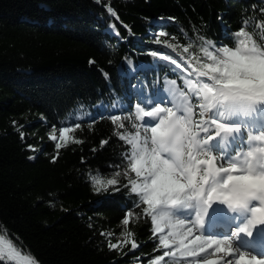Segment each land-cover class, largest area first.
I'll list each match as a JSON object with an SVG mask.
<instances>
[{"label": "trees", "instance_id": "obj_1", "mask_svg": "<svg viewBox=\"0 0 264 264\" xmlns=\"http://www.w3.org/2000/svg\"><path fill=\"white\" fill-rule=\"evenodd\" d=\"M241 30L264 50L263 1L0 0V239L34 264H150L169 251L156 212L131 192L143 176L130 170L128 141L149 136L136 108L174 82L196 131L195 96L162 55L197 70L207 46H238ZM65 127L57 149L49 130ZM124 234L131 241L110 249Z\"/></svg>", "mask_w": 264, "mask_h": 264}, {"label": "snow or ice", "instance_id": "obj_2", "mask_svg": "<svg viewBox=\"0 0 264 264\" xmlns=\"http://www.w3.org/2000/svg\"><path fill=\"white\" fill-rule=\"evenodd\" d=\"M108 11L115 15L111 8ZM159 35H165L164 30H159ZM235 36L243 38L238 39V46L234 42L231 47L221 44L213 51L205 50L211 63H203L197 69L199 76L207 77V81H196L195 102L198 115L207 116L195 122L196 131H193L192 105L182 101L176 107L177 98L171 88V97L160 90L152 96L142 97L140 107L136 108L137 119L149 118L144 120L142 127L151 135L150 138L144 136L143 146L138 143L139 131L136 139L128 141L132 145L130 170L137 178L143 176L139 185L136 180L130 181L131 192L139 191L143 203L152 209L180 205L195 209L194 218L188 222L174 218L168 211L152 215L154 232L164 233L165 228L168 229L159 237V246L172 251H165L150 264H159L165 257H173V264H176L177 252L194 258L200 257L201 253L206 256L222 253L225 256L223 261L205 256L195 260L194 264H201V260L202 264H264V256L243 251L234 244L239 234L252 237L256 228L264 226V133L254 135L249 131L247 150L237 152L230 162H224L208 150L210 142L217 137L223 136L226 140L241 131L240 125L226 122L232 117L226 113L239 105L247 117L258 106H264V69L257 64L264 61V50L252 41L247 31H237ZM171 63L177 64V61ZM112 119L115 122L118 117ZM71 130L62 128L60 137L64 138ZM200 132L204 135L198 136ZM24 135L21 131L22 140ZM120 138L125 136L121 134ZM50 139L55 140V135ZM149 139L151 148L147 146ZM253 141L261 143L254 144ZM104 143L106 141H102ZM55 146L59 149L61 145L57 143ZM107 184L115 185L117 180L108 179ZM213 203L223 204L232 212H247L250 217L231 238L203 239L205 217ZM123 223L127 225L129 220L124 219ZM194 228L200 230V234L189 239ZM137 246L132 243L133 249ZM109 247L116 249L119 243H109Z\"/></svg>", "mask_w": 264, "mask_h": 264}, {"label": "rangeland", "instance_id": "obj_3", "mask_svg": "<svg viewBox=\"0 0 264 264\" xmlns=\"http://www.w3.org/2000/svg\"><path fill=\"white\" fill-rule=\"evenodd\" d=\"M217 46H207L205 50H208V51H213L214 49H216ZM163 59H165L166 61H169L171 63L172 60H176L177 61V64L180 65V67H177V64H173L178 70L182 71L184 74H185V78H186V81L188 82V90L190 91L191 94H193L195 96V92H194V88H195V83L197 80L199 81H207V77H201L197 74L194 73V67L189 63L188 60L184 59V58H181V59H177L175 57H172V56H168V55H162ZM193 55L190 56V58H192ZM204 59H205V63H211V60H209L207 58L206 55H204ZM189 81H192V83H189ZM172 89L174 92H175V96H176V104L175 106L176 107H179L180 105V102L183 101V97L179 94V89H178V86L174 83V82H171L169 84V88L168 90L165 92L166 95H169L171 97L172 95V92L169 91V89ZM133 91L134 92H138L140 93L141 92V88H139V84H136L132 87ZM259 107V106H258ZM175 110V108H174ZM198 112H199V108H198ZM228 114V113H226ZM146 117H142L141 118V125H143V122H144V119ZM146 119H149V118H146ZM200 119H206V114H205V117H199L198 119H196V121L200 120ZM228 123V122H227ZM229 124H233V123H229ZM233 125H240L241 126V131L238 132V133H233L232 135H230L226 140L224 139L223 136L221 137H217L215 140L211 141L209 146H208V150L210 152H212L213 155L215 156H219L222 158V160L224 162H230L233 157L235 156V154L237 152H240V151H244V150H247V136H248V133L249 131H251L254 135L255 134H261V133H264V112L261 114L260 118H259V121L257 123L256 126H251V125H248V124H233ZM60 131L61 129H50L49 130V133H48V137L50 139V136H53L55 135L56 139L55 140H52L56 143H59V144H63L64 142H66L69 138H70V131L65 135L64 138H61L60 137ZM150 131H149V138H150ZM204 135V133L200 132L198 133V136H202ZM138 143L143 146L144 145V137H139L138 139ZM254 144H260L261 142L259 141H253ZM149 148H151V142H150V139L148 141V145H147ZM203 157V154H200V157ZM177 211H178V215H176L175 213L172 214V216L174 218H177V219H182L186 222L188 221H191L193 218H194V215H195V209L193 208H186L182 205L180 206H177ZM175 208V209H176ZM174 210V208L172 207H168L167 209H154V211L156 212V214L159 212V211H168L170 212L171 210ZM170 210V211H169ZM190 210L192 211V213L190 212ZM176 211V212H177ZM191 213V214H190ZM242 214H245L246 212H241ZM180 214V215H179ZM187 223L185 225V227H187ZM168 229L165 228L164 230V233H161V232H155L156 234H160V235H163L165 233H167ZM233 234V230H229V233ZM202 233H203V239H207L209 237L211 238H215V239H223V238H226V237H222V232H220V234H212V233H206L203 229H202ZM200 234V230H198L197 228H194L193 229V232L191 234V236L189 237V239H191L192 237H194L195 235H199ZM131 239L129 238L128 235L124 234V235H121L117 238L115 244L119 243V245H124L126 244L127 242H130ZM0 242L1 243H9L10 245L12 246H15L14 244H12L10 241L8 240H3V239H0ZM17 247V246H15ZM175 246L173 245V248ZM20 249V248H19ZM243 251H248L249 253H251V250H249V248H243L242 246L239 248ZM169 251H172V249H169ZM209 252L212 251V249H209L208 250ZM179 252H177L176 254H178ZM252 254V253H251ZM2 253L0 252V258H2L4 261H5V257L2 256ZM206 254L205 253H201L200 254V257H189L190 259H192V262L194 264V261L197 260V259H201L202 257H205ZM4 257V258H3ZM220 257V254H215V255H208L206 256L207 259H216ZM220 260V259H219ZM220 261H223V260H220ZM6 262V261H5ZM9 264V263H8ZM159 264H161V261L159 262ZM201 264H202V260H201Z\"/></svg>", "mask_w": 264, "mask_h": 264}, {"label": "bare ground", "instance_id": "obj_4", "mask_svg": "<svg viewBox=\"0 0 264 264\" xmlns=\"http://www.w3.org/2000/svg\"><path fill=\"white\" fill-rule=\"evenodd\" d=\"M244 111L245 110L241 109L240 106L237 105L231 112H228V115L232 117H230V119L226 122L233 124H248L251 126H256L261 114L264 112V106L257 107L256 111L251 113L247 117L244 116ZM176 211L177 208H174V210H171L170 212L171 214L175 213L176 215H178V211ZM190 212L192 213L191 210ZM241 212L242 211L232 212L223 204L213 203V205L209 208L208 214L205 217V223L202 229L205 232L217 235L222 232V237L224 236L226 238H231L232 234L229 233L226 224L230 223V225H233L237 221H239L240 225H244L250 217L249 213L246 212L245 214H242ZM239 235L240 237H238V239L234 241L236 247H248V245L245 242H242V240L254 245L259 244V250L254 251L252 250V248L250 250L253 252L252 254L264 256V226H259L258 228H256L253 232L252 237L241 236V234ZM260 247L263 249H260ZM0 252L2 253V256L5 257H3L5 260L13 262L14 264H34L30 260V258L26 256V254H23L22 250H19L17 247L12 246L7 242H0ZM219 259L224 260V254L221 253L220 257L217 258V260Z\"/></svg>", "mask_w": 264, "mask_h": 264}, {"label": "clouds", "instance_id": "obj_5", "mask_svg": "<svg viewBox=\"0 0 264 264\" xmlns=\"http://www.w3.org/2000/svg\"><path fill=\"white\" fill-rule=\"evenodd\" d=\"M258 67H260L261 69H264V61H259L257 62Z\"/></svg>", "mask_w": 264, "mask_h": 264}, {"label": "water", "instance_id": "obj_6", "mask_svg": "<svg viewBox=\"0 0 264 264\" xmlns=\"http://www.w3.org/2000/svg\"><path fill=\"white\" fill-rule=\"evenodd\" d=\"M261 1H263V2H264V0H261ZM194 72H195V73H198V71H197V70H195V69H194ZM26 256H27V255H26ZM27 257H28V256H27ZM28 258H30V257H28ZM5 261H6V263H9V264H14L13 262H10V261H7V260H5Z\"/></svg>", "mask_w": 264, "mask_h": 264}]
</instances>
